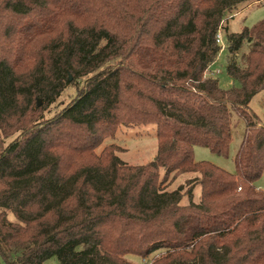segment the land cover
<instances>
[{
	"label": "trees",
	"instance_id": "trees-1",
	"mask_svg": "<svg viewBox=\"0 0 264 264\" xmlns=\"http://www.w3.org/2000/svg\"><path fill=\"white\" fill-rule=\"evenodd\" d=\"M242 1L0 0V264H130L157 251L153 264H264V124L248 107L264 91V20L226 36L238 87L207 75ZM233 115L245 123L234 173L196 162L195 147L227 156ZM148 125L151 162L95 154L119 127ZM183 174L198 177L167 192Z\"/></svg>",
	"mask_w": 264,
	"mask_h": 264
},
{
	"label": "rangeland",
	"instance_id": "rangeland-1",
	"mask_svg": "<svg viewBox=\"0 0 264 264\" xmlns=\"http://www.w3.org/2000/svg\"><path fill=\"white\" fill-rule=\"evenodd\" d=\"M264 20V0H243L237 8L225 15L221 29L219 31L221 51L210 67L207 75L216 77L219 87L223 90L238 87V83L226 73V64L229 60L226 50V36L232 33H239L244 27L252 28L258 22ZM30 20H22L27 23ZM247 44H244L241 52L238 54L237 59L246 52ZM82 81L77 85L68 86L59 99L43 112V119L50 120L58 115L62 109L69 104V102L76 96L77 90L81 87ZM249 110L257 117L259 122L264 124V91L256 94L250 101ZM231 134L232 139L228 148L227 156H220L211 153L205 148H194V160L196 162H208L216 167L225 170L228 173H234L233 158L236 151L242 142L245 123L242 119H238L235 115L231 119ZM153 125L137 126V127H119L112 137L106 138L102 144L96 148L95 154L99 155L103 150H109L125 164L130 166H140L151 162L156 156V137ZM19 133L8 138H2L5 145L12 142ZM198 177L197 174H183L176 175L172 178L169 185L166 186V191L171 192L182 187L185 191L188 187V180ZM257 186L264 191V178L258 181ZM200 189L198 186L193 187V201L199 202ZM187 197L184 196L181 204H187ZM7 218L9 221L14 222L15 218L12 213H8ZM164 251H157L150 254L146 258L137 256H127L126 260L130 264H153V262L160 257ZM45 264H59L56 259H50Z\"/></svg>",
	"mask_w": 264,
	"mask_h": 264
},
{
	"label": "built area",
	"instance_id": "built-area-1",
	"mask_svg": "<svg viewBox=\"0 0 264 264\" xmlns=\"http://www.w3.org/2000/svg\"><path fill=\"white\" fill-rule=\"evenodd\" d=\"M217 42H218L219 44L221 43L219 33H218V35H217Z\"/></svg>",
	"mask_w": 264,
	"mask_h": 264
},
{
	"label": "crops",
	"instance_id": "crops-1",
	"mask_svg": "<svg viewBox=\"0 0 264 264\" xmlns=\"http://www.w3.org/2000/svg\"><path fill=\"white\" fill-rule=\"evenodd\" d=\"M200 195V194H199Z\"/></svg>",
	"mask_w": 264,
	"mask_h": 264
}]
</instances>
